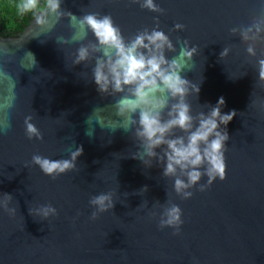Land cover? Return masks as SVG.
Here are the masks:
<instances>
[{
	"label": "water",
	"instance_id": "95a60500",
	"mask_svg": "<svg viewBox=\"0 0 264 264\" xmlns=\"http://www.w3.org/2000/svg\"><path fill=\"white\" fill-rule=\"evenodd\" d=\"M155 2L163 13L133 0H61V8L77 17L110 14L126 39L156 27L158 17L159 30L174 44L179 38L198 46L182 73L200 85L198 98H188L193 114L219 97L226 101L223 112H237L227 125L226 178L203 192L191 189L189 199L176 196L163 164L153 161L148 168L131 157L137 142L117 125L115 98L97 92L91 65L73 66L71 53L79 43H57L71 37L77 21L51 16V27L33 21L19 35H0V198L11 194L10 206L17 208L15 216L0 209V264H264V88L256 68L264 45L250 57L230 32L249 23L264 0ZM177 23L185 27L175 29ZM88 38L94 39L90 32ZM181 47L166 55H178ZM224 47L231 50L220 58ZM29 114L42 140L25 135ZM81 145L77 168L55 180L31 163L33 154L69 158ZM145 185L147 192L138 191ZM113 189L115 207L90 220V197ZM167 193L182 209L178 235L149 216ZM145 200L147 208H137ZM49 203L58 215L29 214V208Z\"/></svg>",
	"mask_w": 264,
	"mask_h": 264
},
{
	"label": "clouds",
	"instance_id": "9594fccd",
	"mask_svg": "<svg viewBox=\"0 0 264 264\" xmlns=\"http://www.w3.org/2000/svg\"><path fill=\"white\" fill-rule=\"evenodd\" d=\"M142 9L163 13L165 10L155 0H133ZM56 20L68 16L77 21L70 38H58L57 43H79L71 53L72 64L91 65L92 81L101 96L114 97L117 125L130 133L137 142L136 151L131 156L144 166L151 168L153 161L163 164L162 175L174 178L173 190L182 200L193 196L191 189L206 191L219 178H226L227 125L237 115L235 109L223 112L226 101L219 97L215 105H201V110L193 114L189 96L198 98L199 82L185 78L188 61L198 53V46H190L188 40L177 38L182 44L179 54L169 58L167 52H177L176 44L157 26L138 31L134 37L126 39L110 14L91 12L80 17L61 8V0H0V19L5 20L9 30H23L25 25L51 27L50 17ZM183 24H175V29H183ZM91 33L94 39L88 38ZM233 35H239L246 44L250 57H257V45H264V7L260 8L247 24L230 28ZM231 48L224 47L220 58L227 57ZM34 64V54L27 52ZM257 84L264 88V48L256 62ZM190 70V69H189ZM253 95V93H252ZM255 104V101H252ZM207 108V111L204 108ZM264 108V105H261ZM94 109L93 112H96ZM103 117L98 118L97 123ZM33 115L24 118L25 135L28 139H43V134L32 122ZM113 129L112 131H115ZM5 132L7 129L4 130ZM88 134V133H87ZM89 135V134H88ZM159 149V151H157ZM83 154V146L70 152L69 158L54 160L40 154H33L31 163L53 180L77 168V159ZM206 183H200L203 177ZM145 185L138 191L147 192ZM116 191L109 190L93 195L89 205L93 208L90 220H96L101 213L115 207ZM13 196L3 193L0 209L9 216H15L16 207L10 206ZM143 201L137 208H147ZM161 209L159 212L154 209ZM32 216L44 219L58 215L52 204H40L28 209ZM182 209L167 200L153 203L149 216H158L160 229L172 228L173 235L181 232L184 223Z\"/></svg>",
	"mask_w": 264,
	"mask_h": 264
},
{
	"label": "trees",
	"instance_id": "16d2710c",
	"mask_svg": "<svg viewBox=\"0 0 264 264\" xmlns=\"http://www.w3.org/2000/svg\"><path fill=\"white\" fill-rule=\"evenodd\" d=\"M22 31L23 30H15V29L9 30L7 25H6L5 20L0 19V35H2V36H15V35H19Z\"/></svg>",
	"mask_w": 264,
	"mask_h": 264
}]
</instances>
